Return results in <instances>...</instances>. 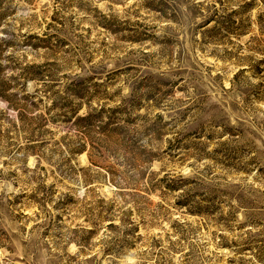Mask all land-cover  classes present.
Returning a JSON list of instances; mask_svg holds the SVG:
<instances>
[{"label":"rangeland","instance_id":"374dc122","mask_svg":"<svg viewBox=\"0 0 264 264\" xmlns=\"http://www.w3.org/2000/svg\"><path fill=\"white\" fill-rule=\"evenodd\" d=\"M0 264H264V0H0Z\"/></svg>","mask_w":264,"mask_h":264}]
</instances>
